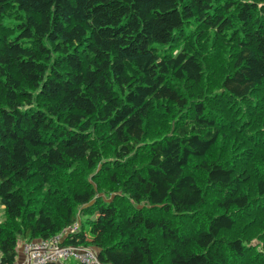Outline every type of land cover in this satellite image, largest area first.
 I'll return each mask as SVG.
<instances>
[{
	"label": "trees",
	"instance_id": "trees-1",
	"mask_svg": "<svg viewBox=\"0 0 264 264\" xmlns=\"http://www.w3.org/2000/svg\"><path fill=\"white\" fill-rule=\"evenodd\" d=\"M0 206V264H264V0H0Z\"/></svg>",
	"mask_w": 264,
	"mask_h": 264
},
{
	"label": "built area",
	"instance_id": "built-area-1",
	"mask_svg": "<svg viewBox=\"0 0 264 264\" xmlns=\"http://www.w3.org/2000/svg\"><path fill=\"white\" fill-rule=\"evenodd\" d=\"M21 253L23 264H62L72 257L80 264H89L96 260V254L87 246L63 244L61 234L48 238L24 241ZM14 264H19L17 261Z\"/></svg>",
	"mask_w": 264,
	"mask_h": 264
},
{
	"label": "rangeland",
	"instance_id": "rangeland-1",
	"mask_svg": "<svg viewBox=\"0 0 264 264\" xmlns=\"http://www.w3.org/2000/svg\"><path fill=\"white\" fill-rule=\"evenodd\" d=\"M214 86L210 85V81H203V83H201L200 87H196L195 91L199 92L201 91V96L199 97L197 94L196 98H203L204 103L206 104V106H208V108L214 113L218 115V118H215V121L218 122V124L221 126L222 129H226L227 128V124L224 119H229L231 121V126L233 127H237L236 128V132L240 133V129L243 127L242 121L245 117H241V115L236 111L235 109V105L234 104H230L228 101L224 100L223 96L215 94L213 95L211 93V89ZM193 95V96H194ZM191 95V97H193ZM220 99V100H219ZM249 115V114H248ZM2 217V207L0 206V221H2L3 218ZM190 221H194L192 219H190ZM85 230L87 232V235L89 237H92L91 232L89 231V226L87 224H85ZM24 242V240H19V243L17 245V250H18V254H17V258L16 261L19 264H23L24 261V256L21 254V248H22V243ZM91 250L95 253V251L91 248ZM19 253L21 254V256H23V259L19 261ZM96 254V253H95ZM97 260V259H96ZM69 263L74 262L75 264H80L79 261L75 258H68L66 260ZM89 264H100L98 261H93L92 263Z\"/></svg>",
	"mask_w": 264,
	"mask_h": 264
},
{
	"label": "crops",
	"instance_id": "crops-1",
	"mask_svg": "<svg viewBox=\"0 0 264 264\" xmlns=\"http://www.w3.org/2000/svg\"><path fill=\"white\" fill-rule=\"evenodd\" d=\"M1 218H3V211H2V217H1ZM21 254H22V253H21ZM21 254L19 253V261L23 259V256H21ZM22 255H23V254H22ZM62 264H68V262H67V261H64V263H62ZM69 264H75V263L72 262V263H69Z\"/></svg>",
	"mask_w": 264,
	"mask_h": 264
}]
</instances>
